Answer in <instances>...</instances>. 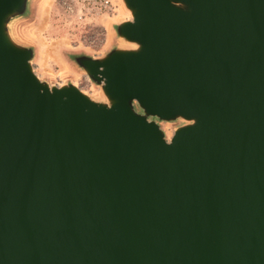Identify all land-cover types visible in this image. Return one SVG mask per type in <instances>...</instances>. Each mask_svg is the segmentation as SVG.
<instances>
[{
	"label": "water",
	"instance_id": "obj_1",
	"mask_svg": "<svg viewBox=\"0 0 264 264\" xmlns=\"http://www.w3.org/2000/svg\"><path fill=\"white\" fill-rule=\"evenodd\" d=\"M30 2L0 0V264H264V0H122L131 47L73 57L105 102L36 75Z\"/></svg>",
	"mask_w": 264,
	"mask_h": 264
},
{
	"label": "rangeland",
	"instance_id": "obj_2",
	"mask_svg": "<svg viewBox=\"0 0 264 264\" xmlns=\"http://www.w3.org/2000/svg\"><path fill=\"white\" fill-rule=\"evenodd\" d=\"M115 13L105 17L79 19L75 0H31L29 12L12 24L14 39L32 47L34 72L50 86L74 84L95 100L102 98L101 88L74 62L76 55L104 57L112 48L123 46L116 26L131 20L121 12L119 0H111ZM73 7L75 12L68 11ZM185 124L182 120L159 122L167 140Z\"/></svg>",
	"mask_w": 264,
	"mask_h": 264
},
{
	"label": "built area",
	"instance_id": "obj_3",
	"mask_svg": "<svg viewBox=\"0 0 264 264\" xmlns=\"http://www.w3.org/2000/svg\"><path fill=\"white\" fill-rule=\"evenodd\" d=\"M79 5L77 9L79 19L92 17H105L115 13V7L111 0H75ZM68 11L75 12L73 7H68Z\"/></svg>",
	"mask_w": 264,
	"mask_h": 264
},
{
	"label": "bare ground",
	"instance_id": "obj_4",
	"mask_svg": "<svg viewBox=\"0 0 264 264\" xmlns=\"http://www.w3.org/2000/svg\"><path fill=\"white\" fill-rule=\"evenodd\" d=\"M119 2H120V10H121V12L126 16V18L127 19H130V17H131V14H130V12L125 8V6H124V4H123V2H122V0H119ZM122 47H131V45H128V44H124L123 43V46ZM101 96H102V98L101 99H99L98 101H106V99H105V97H104V95L103 94H101ZM93 99V98H92ZM95 100V99H94Z\"/></svg>",
	"mask_w": 264,
	"mask_h": 264
}]
</instances>
